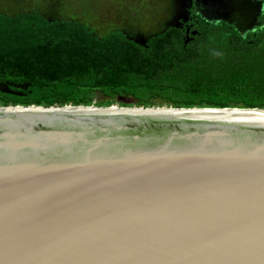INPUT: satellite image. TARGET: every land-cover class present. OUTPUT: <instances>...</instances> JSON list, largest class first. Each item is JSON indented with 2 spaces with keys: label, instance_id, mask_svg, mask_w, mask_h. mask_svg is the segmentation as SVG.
<instances>
[{
  "label": "water",
  "instance_id": "95a60500",
  "mask_svg": "<svg viewBox=\"0 0 264 264\" xmlns=\"http://www.w3.org/2000/svg\"><path fill=\"white\" fill-rule=\"evenodd\" d=\"M0 264H264V108L0 106Z\"/></svg>",
  "mask_w": 264,
  "mask_h": 264
},
{
  "label": "trees",
  "instance_id": "16d2710c",
  "mask_svg": "<svg viewBox=\"0 0 264 264\" xmlns=\"http://www.w3.org/2000/svg\"><path fill=\"white\" fill-rule=\"evenodd\" d=\"M121 30L0 10V106L264 108V29L221 23L194 44L175 29L145 42Z\"/></svg>",
  "mask_w": 264,
  "mask_h": 264
},
{
  "label": "rangeland",
  "instance_id": "374dc122",
  "mask_svg": "<svg viewBox=\"0 0 264 264\" xmlns=\"http://www.w3.org/2000/svg\"><path fill=\"white\" fill-rule=\"evenodd\" d=\"M225 16L237 25L241 36L251 31L260 13L257 1L231 0ZM167 0H0V10L14 15L35 10L51 18H72L90 24L100 36L121 28L132 40L142 42L178 20Z\"/></svg>",
  "mask_w": 264,
  "mask_h": 264
},
{
  "label": "flooded vegetation",
  "instance_id": "af4514ba",
  "mask_svg": "<svg viewBox=\"0 0 264 264\" xmlns=\"http://www.w3.org/2000/svg\"><path fill=\"white\" fill-rule=\"evenodd\" d=\"M167 1H172L174 8L171 15L178 21H175V23H168V26L158 34L175 29L177 32L181 33L184 44H194L198 37H202L205 34L215 31L217 26L221 23L233 24L235 30L240 33L235 22L225 17L230 11V3L227 1L231 0ZM240 1H257V3L261 5L260 13L256 18L255 26L251 31H249L255 36L259 30L264 29V0Z\"/></svg>",
  "mask_w": 264,
  "mask_h": 264
}]
</instances>
